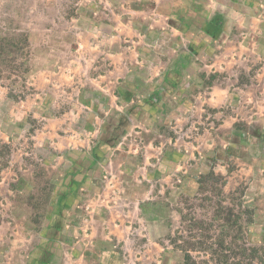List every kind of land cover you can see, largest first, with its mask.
<instances>
[{
    "label": "rangeland",
    "instance_id": "rangeland-1",
    "mask_svg": "<svg viewBox=\"0 0 264 264\" xmlns=\"http://www.w3.org/2000/svg\"><path fill=\"white\" fill-rule=\"evenodd\" d=\"M153 3L0 0V264H41L45 255L41 239H45L47 230L59 228L56 218L62 214L54 209L52 194L60 185L56 143L84 145V141L99 138L101 122L89 121L87 106L78 100V87L100 73L108 75L116 58L111 54L124 47L127 59L135 67L142 65V70L133 68L130 73L138 83L153 74L154 60L166 57V44L160 48L157 32L151 33L143 25L142 17L152 15ZM253 74H240V82L250 80ZM213 112L206 110L203 118L209 116L206 121H211ZM171 122H160L153 132H138L128 125L122 133H126V142L136 143L141 139L165 142L173 137L178 147L173 164L152 165L155 170L151 180H141L140 172L127 177V191L140 198L144 208V221L135 231V250L143 255L138 261L151 264L156 262L154 254L159 258V254L170 252L168 264H184L181 251L169 239H177L179 234L190 239L193 234L204 240L199 234L206 233L212 236L206 241L215 249H219L214 244L216 239L223 236L230 247L226 253L231 256L246 242L256 250L253 264H264V239H250V226L264 225V134L260 137L263 141L250 137L248 126L237 122L232 136L222 135L233 141L226 155L243 156L253 168L238 165L233 158L215 177L200 176L193 169L200 166L198 151L206 149L185 147L184 138L201 129L192 128L190 122H179L174 132ZM201 126L211 128L206 123ZM190 127L193 131L188 133ZM161 148L157 150L166 153L165 146ZM133 150L141 154L146 149L136 146ZM194 180L200 184L197 191L186 193L184 185ZM237 220L243 225L241 230L237 229ZM150 254L153 259L146 258ZM192 254L197 259L212 256L203 250ZM58 264H72L70 255L63 256Z\"/></svg>",
    "mask_w": 264,
    "mask_h": 264
},
{
    "label": "crops",
    "instance_id": "crops-1",
    "mask_svg": "<svg viewBox=\"0 0 264 264\" xmlns=\"http://www.w3.org/2000/svg\"><path fill=\"white\" fill-rule=\"evenodd\" d=\"M153 1L152 15L142 17L143 25L157 32L160 48L166 44V57L152 62L153 74L139 83L132 80V69L142 70V65L135 67L124 47L111 54L116 58L108 75L100 73L78 87L89 121L101 122L99 138L84 145L56 143L60 185L52 194L54 209L62 214L56 218L59 228L47 230L41 239V264H58L67 253L72 264H141L135 231L144 221V208L125 183L135 172L141 180H151L158 164H173L178 147L173 137L126 142L122 133L128 125L138 132H153L160 122L170 121L174 132L179 122L201 129L190 127L193 135L184 138L185 147L206 149L198 151L200 166L193 169L200 176L218 174L233 158L253 168L243 156L226 155L233 141L222 135L232 136L237 122L248 126L250 137L264 134V0ZM250 72V80L240 82V74ZM208 109L214 110L211 121L203 118ZM205 123L211 128H202ZM136 146L145 152L133 150ZM163 146L166 153L157 150ZM254 157L259 158L256 151ZM184 186L192 194L200 184L194 180ZM250 230V239H264V225ZM159 255L151 264L171 263L170 252Z\"/></svg>",
    "mask_w": 264,
    "mask_h": 264
},
{
    "label": "trees",
    "instance_id": "trees-1",
    "mask_svg": "<svg viewBox=\"0 0 264 264\" xmlns=\"http://www.w3.org/2000/svg\"><path fill=\"white\" fill-rule=\"evenodd\" d=\"M207 175L211 177L216 176L214 172H209ZM181 217L184 218L183 215ZM236 225L239 230L243 228L242 223H238V220L236 221ZM189 228H191V225H189L187 229ZM198 228L201 230L203 226L198 225ZM187 229H185V231ZM199 235L202 236L201 239L204 240H200V238L196 239L193 234H190V239L184 238L185 236L180 234L177 236V239H169L173 247L181 251L184 264H253L256 250L254 247H249L246 242L243 241L239 246V251L235 250L233 256H231L229 253H226L230 247L225 244L223 236L216 239L218 242L214 244L218 245L219 249H215L212 244L206 241V239L212 238L211 235L206 233H200ZM196 250L208 251L212 256H208L207 259H197V257L192 254V251ZM235 255H239V257L234 259Z\"/></svg>",
    "mask_w": 264,
    "mask_h": 264
}]
</instances>
